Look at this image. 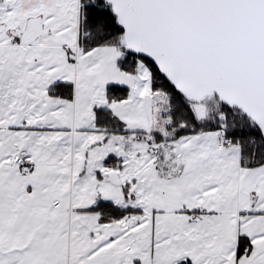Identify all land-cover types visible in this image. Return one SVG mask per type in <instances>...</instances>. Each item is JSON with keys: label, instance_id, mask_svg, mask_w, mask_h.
Listing matches in <instances>:
<instances>
[{"label": "snow or ice", "instance_id": "snow-or-ice-1", "mask_svg": "<svg viewBox=\"0 0 264 264\" xmlns=\"http://www.w3.org/2000/svg\"><path fill=\"white\" fill-rule=\"evenodd\" d=\"M0 264H264V0H0Z\"/></svg>", "mask_w": 264, "mask_h": 264}]
</instances>
